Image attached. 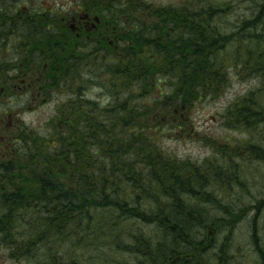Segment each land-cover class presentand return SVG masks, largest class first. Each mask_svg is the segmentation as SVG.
I'll return each instance as SVG.
<instances>
[{"label": "trees", "instance_id": "16d2710c", "mask_svg": "<svg viewBox=\"0 0 264 264\" xmlns=\"http://www.w3.org/2000/svg\"><path fill=\"white\" fill-rule=\"evenodd\" d=\"M238 1L251 16L235 25L225 20L233 0H0V253L20 264H90L104 252L88 250L106 246L119 255L102 264L246 257L232 237L207 262L220 230L235 225L216 231L204 213L236 215L213 181L230 189L220 159L247 146L205 139L216 158L204 163L164 150L166 139L200 135L190 110L218 94L240 41L264 42V0ZM92 84L106 102L87 97ZM259 96L253 89L224 119L255 129ZM41 99L59 101L43 130L22 118ZM255 233L250 264H264Z\"/></svg>", "mask_w": 264, "mask_h": 264}, {"label": "rangeland", "instance_id": "374dc122", "mask_svg": "<svg viewBox=\"0 0 264 264\" xmlns=\"http://www.w3.org/2000/svg\"><path fill=\"white\" fill-rule=\"evenodd\" d=\"M62 1L67 2V5H69L68 0ZM158 1H161L162 3H171L178 0ZM233 2L235 4L234 9L232 10V13H229L225 17V20L237 25L239 23L237 20L238 17L251 16V13L247 9L248 6L246 7V5H248L247 2H240L238 0H233ZM252 5L254 6L253 2ZM252 5H250L251 9L253 7ZM235 29L236 30L232 32L234 35L242 33V35L253 37L251 33L246 34L250 29L246 31L243 30V28L238 29L236 27ZM250 31L253 32L254 30L251 29ZM240 42L242 48L238 51L235 50V53H237L236 57L232 55L231 62L227 65L228 77L218 94L206 97L204 100L195 104L190 110L193 122L195 123L193 129L199 131L200 135L196 137L194 135L186 136L180 134L178 137L169 138L164 141V150L173 152L182 158H189L197 163H204L207 160L216 158V147L211 148L206 141L208 140L215 143L213 138L217 139L219 142H227L232 150H237L235 147V145H237L236 142L239 143L240 147L246 145L247 152L251 153L237 152L239 159L236 158L233 161L220 159V162L223 164L224 168H226L223 169V173L228 174V171L229 173H232L233 177L230 178V180L234 183H231L230 189L228 190L226 187L222 186L224 185V181H213V185L214 183L216 185V189L214 190L219 195H222L226 202L232 204L229 207L230 211L234 212L236 215L233 217L224 215L227 218L219 219L222 212H216L214 211L215 209L208 210L204 215L206 217L210 216V219L213 218L217 221L213 227L216 231L221 229L219 225L225 226L226 224L231 223L229 224L230 226H235L232 232L226 229L220 230L216 242L214 241L209 245L210 256H207V262L210 260V257L212 259H217V254H220L219 250L223 247L224 241L227 240L226 243L230 245L232 237H234L235 241L240 246V250H243L246 255V257L242 259L240 256H237L236 259L240 260L238 261L239 264H250L255 261L257 255L253 251L251 245V239L253 238L252 235L255 232H257L259 236L256 235L259 243L264 246V149L260 148V145L251 143L250 141L251 139L253 142H258L264 145V123H260L255 129H247L243 126H235V119L230 120L228 116L224 119L223 116L226 113V110H236L235 104L241 102L242 98L252 92L253 89L254 91H259L261 93V96H259L262 97L260 104L264 105V89L262 92L260 90L262 84L264 85V72H262V70L264 71V42L260 43V45H262L261 48L256 46L251 38L248 41ZM257 53L261 54L259 55ZM90 91L91 93L87 94V97L95 98L98 95V99L103 102H106L107 97H109V95L103 93L99 87L93 86ZM63 98L64 96L60 95L54 99L60 100ZM43 100L44 99L40 100L42 101V104L39 102L30 104L27 110H35L22 115L23 120L27 124L32 125V127L35 126L39 130L44 129L45 124L48 123L49 118L56 109V103L59 102L56 101V103L50 102L44 104ZM252 132L253 139L251 136ZM252 144L256 146L252 147ZM233 163L237 166L233 165ZM211 224L213 223L210 222L208 226L202 229L196 224L194 225V232L196 235L199 232L205 234ZM149 228H153V226H150ZM195 228H197L198 231H196ZM234 249L237 253L238 248L235 247ZM99 251H103L104 256L110 255L111 262H115L119 255L115 254V251L111 249L110 246L102 247L100 249H89L87 255ZM85 254L86 253H82L81 257L83 258ZM104 256L99 257L94 261H90V264H102L106 261ZM0 264L20 263L7 258L3 252V254L0 253ZM26 264L32 263L27 262Z\"/></svg>", "mask_w": 264, "mask_h": 264}, {"label": "bare ground", "instance_id": "6f19581e", "mask_svg": "<svg viewBox=\"0 0 264 264\" xmlns=\"http://www.w3.org/2000/svg\"><path fill=\"white\" fill-rule=\"evenodd\" d=\"M227 9V8H226ZM92 78V77H91ZM234 116V115H233ZM152 145V144H151Z\"/></svg>", "mask_w": 264, "mask_h": 264}, {"label": "flooded vegetation", "instance_id": "af4514ba", "mask_svg": "<svg viewBox=\"0 0 264 264\" xmlns=\"http://www.w3.org/2000/svg\"><path fill=\"white\" fill-rule=\"evenodd\" d=\"M82 21H84V20H82Z\"/></svg>", "mask_w": 264, "mask_h": 264}]
</instances>
